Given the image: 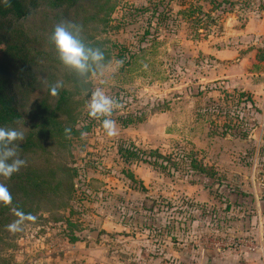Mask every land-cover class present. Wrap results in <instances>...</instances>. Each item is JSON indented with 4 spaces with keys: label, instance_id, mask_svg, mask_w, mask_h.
I'll return each instance as SVG.
<instances>
[{
    "label": "rangeland",
    "instance_id": "374dc122",
    "mask_svg": "<svg viewBox=\"0 0 264 264\" xmlns=\"http://www.w3.org/2000/svg\"><path fill=\"white\" fill-rule=\"evenodd\" d=\"M189 3L216 20L202 31L207 36L194 38L195 27L180 14ZM120 4L98 38L123 48L122 65L112 62L104 77L80 84L78 118L62 116L80 132L46 135L45 154L25 160L22 169L50 185L23 191L0 181L13 206L37 217L15 234L6 228L15 219L11 207L0 217V264H208L212 251L258 252L260 239L244 230L246 218L257 223L254 187L264 189V24L256 28L264 0ZM251 21L252 36L235 34ZM226 48L237 58H216ZM4 49L0 43V54ZM95 87L121 104L111 117L115 137L88 116L83 96ZM128 118L134 123L124 124ZM193 159L215 176L196 171ZM69 177L71 200L58 187Z\"/></svg>",
    "mask_w": 264,
    "mask_h": 264
},
{
    "label": "trees",
    "instance_id": "16d2710c",
    "mask_svg": "<svg viewBox=\"0 0 264 264\" xmlns=\"http://www.w3.org/2000/svg\"><path fill=\"white\" fill-rule=\"evenodd\" d=\"M121 2L122 0H11L10 5H7L4 0H0V43L5 46L0 54V126H24L25 139L19 145V155L24 160H37L45 154L47 147L43 140L46 135L65 133V128H71V134L80 132L73 129L72 125L66 126L62 119L66 111H70L72 120L74 117L78 118L77 106L81 100L78 99L80 93L77 92H80L78 88L82 83L61 64L49 42L54 26L61 21L83 25L86 43L102 49L106 61L115 62L124 56L123 48L111 37L98 38V34L100 30L111 26L113 15ZM188 5L180 14L195 27L194 38L207 36L202 31L210 29L216 20L210 13H204L202 7H196L194 3ZM142 10L149 12L151 9L146 7ZM157 13L156 7L154 15ZM197 15L203 17L200 19ZM158 17L161 22L166 21L168 13H160ZM57 81H63V87L58 96L53 97L49 89ZM90 84L91 80L86 85ZM91 91L92 89H87L83 101L90 99ZM127 120L124 124L134 123L132 118ZM26 122H29L28 126ZM154 154H158L157 151ZM136 155L133 153L130 156ZM50 161L58 166L53 159ZM192 166L208 177L215 176L213 168L197 160H192ZM48 167L53 169L52 165ZM61 170H66L67 175L72 171L67 168ZM72 179L62 181L58 186L67 200H71L74 193ZM7 181L23 191L37 188L43 191L45 184L50 185V181L39 182L33 175L29 176L26 169H21ZM15 200L13 197V204L16 203ZM14 206L22 209L19 205ZM8 209L9 207L2 205L0 217L8 215ZM3 227L0 223V229ZM70 240L81 241L77 237Z\"/></svg>",
    "mask_w": 264,
    "mask_h": 264
},
{
    "label": "clouds",
    "instance_id": "9594fccd",
    "mask_svg": "<svg viewBox=\"0 0 264 264\" xmlns=\"http://www.w3.org/2000/svg\"><path fill=\"white\" fill-rule=\"evenodd\" d=\"M11 0H4L10 5ZM49 42L54 47L58 60L82 83L87 84L93 78L104 77L112 68L111 62L106 61L104 52L98 47L86 43L83 37V25L72 21H61L54 26L49 36ZM122 65L123 61H116ZM63 87V81H57L50 86V95L57 97ZM119 101L108 95L103 87H95L91 91L90 99L86 104L88 116L101 120V127L109 137L118 135L117 122L112 114L119 109ZM22 127L0 126V178L11 179L25 165L26 161L19 155V145L25 139V130ZM66 137H71V128H65ZM87 136L81 132V138ZM0 205L11 207L15 219L6 226L12 234L22 232L28 223H36L37 217L25 213L22 209L13 206V195L6 183L0 182Z\"/></svg>",
    "mask_w": 264,
    "mask_h": 264
},
{
    "label": "crops",
    "instance_id": "0c3cea01",
    "mask_svg": "<svg viewBox=\"0 0 264 264\" xmlns=\"http://www.w3.org/2000/svg\"><path fill=\"white\" fill-rule=\"evenodd\" d=\"M263 21H258L256 28L260 27L262 29L263 27ZM254 24L253 21L248 23L245 30L243 32H240L238 30H235V34L239 36L240 34H245L247 37L248 35L252 36L253 30H254ZM258 33V30H256ZM262 34V31L260 30V33ZM234 48H226V49H220L216 53V58L219 60H228V59H236L239 55L238 52ZM236 53V54H235ZM243 63V62H242ZM250 75V74H249ZM253 75V74H252ZM237 76H243V75H234L230 77H237ZM218 170V169H217ZM255 188V194L252 198V202L256 205V214H257V223H253L252 219L246 218V227L244 230L245 235H250L252 237L260 239V245L257 246L256 253L251 252H242L244 254H240L239 252H233V251H212V256L208 264H264V189L262 190V193H258V187ZM256 218V217H255Z\"/></svg>",
    "mask_w": 264,
    "mask_h": 264
},
{
    "label": "water",
    "instance_id": "95a60500",
    "mask_svg": "<svg viewBox=\"0 0 264 264\" xmlns=\"http://www.w3.org/2000/svg\"><path fill=\"white\" fill-rule=\"evenodd\" d=\"M90 236H94V238L97 239L98 236H99V232L98 231H95L93 233H90Z\"/></svg>",
    "mask_w": 264,
    "mask_h": 264
},
{
    "label": "built area",
    "instance_id": "2783aa9c",
    "mask_svg": "<svg viewBox=\"0 0 264 264\" xmlns=\"http://www.w3.org/2000/svg\"><path fill=\"white\" fill-rule=\"evenodd\" d=\"M246 247V250H256L257 247H253L251 245H248V246H245Z\"/></svg>",
    "mask_w": 264,
    "mask_h": 264
}]
</instances>
